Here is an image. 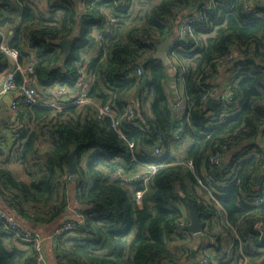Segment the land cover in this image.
<instances>
[{"label": "trees", "instance_id": "trees-1", "mask_svg": "<svg viewBox=\"0 0 264 264\" xmlns=\"http://www.w3.org/2000/svg\"><path fill=\"white\" fill-rule=\"evenodd\" d=\"M208 1L0 0V31L10 37L18 62L25 68L32 64L41 92L74 87L85 65L89 98L110 104L119 120L116 127L112 118L98 119L94 105L70 100L62 110L43 104L0 111V197L8 208L36 227L54 224L68 212L75 184L83 222L52 237L53 264H200L190 251L194 240L181 226L190 221L189 204L201 211L202 234L214 241L218 264H264V237L255 230L259 221L264 228V201L254 195L264 187V0H215L201 10L204 18L194 24V36L176 42L186 66V111L178 119L167 66L154 57L155 45L170 37L176 22ZM139 35L150 42L141 43ZM63 39L71 41L68 52L59 45ZM87 50L95 53L86 65ZM10 64L0 51V75ZM15 81L21 85L23 75L17 72ZM214 88L208 107L205 96ZM225 91L238 101H223L218 92ZM133 94L138 108L131 116L127 97ZM188 113L190 123L175 139ZM40 139L48 146L39 147ZM3 141L11 142L8 148ZM223 145L230 157L212 165L208 158ZM71 152L75 175L68 170ZM135 158L162 165L148 183L142 207L135 192L145 189L144 182L127 184L112 175L137 170ZM187 160L194 162L195 174L182 164ZM10 161L24 167L28 180L13 175ZM207 174L225 218L197 193L198 179ZM34 263V247L0 224V264Z\"/></svg>", "mask_w": 264, "mask_h": 264}, {"label": "built area", "instance_id": "built-area-1", "mask_svg": "<svg viewBox=\"0 0 264 264\" xmlns=\"http://www.w3.org/2000/svg\"><path fill=\"white\" fill-rule=\"evenodd\" d=\"M215 0H209L205 4L201 5L196 11L191 15L185 16L179 24V31L182 35L183 39L186 37L194 36V24L204 17L202 15L203 11H207L210 8V4ZM253 8L252 1H248L246 5V11H251ZM112 22H115V18H111ZM2 35V40L0 43V51L5 54L8 58L13 57L16 53L14 49L9 46V36L0 31ZM139 41L141 43H149V39L145 35H139ZM176 42L169 46L167 50V56L170 62L171 67L175 71L176 80L182 82L184 80V76L186 74V66L180 60L179 55L176 51L175 47ZM157 46V45H155ZM194 49V48H192ZM191 49V50H192ZM232 57V56H231ZM19 72L23 75V83L21 85H17L15 81V75ZM143 72V66L139 65L136 67V73L141 75ZM34 74V68L32 64L27 68H22L20 65L16 68V70L9 72L4 79L0 82V100L6 94L13 93L14 97L11 101L10 108L11 110H18L22 105H43L47 104L56 108L58 110H62L65 106V99L63 93L55 92V96L52 101H43L42 94L39 91V87L33 83L32 75ZM91 77L87 75L85 65L81 66L78 69V77L73 87V97L70 101L72 104L78 106L85 105H94L96 116L98 119L101 118H112L114 121V126H119V120L115 119V111L111 107L110 104H96L94 103L88 96V88L90 86ZM216 89H212V91L205 96V101L207 102L208 98L214 96L216 93ZM220 98L229 104H234L238 100L236 99L235 93L232 91H225L222 93L218 92ZM138 108V100L137 97L133 94L127 97V112L129 115H134L136 109ZM190 123V114L188 113L185 118L178 123L177 131L174 133L175 139L180 138L181 132L184 131L185 124ZM130 147H133V144H130ZM160 152V147L155 148V153L158 154ZM229 152L228 145H223L220 147L215 153H213L209 158V162L212 165L221 166L226 163L227 153ZM138 169L132 170L127 173H123L121 170L113 173V176H120L127 184L132 183L135 180H142L144 182L145 189H141L135 192V202L137 205H143L144 194L147 189L148 183L152 180V178L157 173L158 169L162 166L161 164L151 163L146 161H141L135 158ZM185 167L191 171L192 173H196V166L192 160H187L182 162ZM199 186L197 187V193L202 200H209L211 203H215L218 208V215L222 218H225V212L221 208L216 195L213 191V188L210 185H207L206 182L210 183L211 177L210 175H205V178H199ZM255 197L256 201L263 202L264 201V187L261 189L260 187L255 188ZM75 219L68 220L57 225L53 231V237L61 236L65 233L76 230L83 222V216L77 211H74ZM185 222V221H184ZM181 223L183 227V235L188 236L190 239L196 238L199 233H189L185 230V225L187 223ZM0 224L3 225L4 229L7 233L13 235L16 238H19L25 243H30L35 250V263L34 264H51L48 258L47 251L45 249V241L46 238L43 234L37 229L30 228L25 226L20 221V217L17 213L8 208L4 207L0 203ZM181 229V228H180ZM255 230L259 232L261 237H264V228L262 223L259 221L255 224ZM213 240L206 242L205 246L200 247L198 250V263L200 264H218L213 257L212 245ZM244 260V259H243ZM246 261V260H245ZM245 262L243 261L242 264Z\"/></svg>", "mask_w": 264, "mask_h": 264}, {"label": "crops", "instance_id": "crops-1", "mask_svg": "<svg viewBox=\"0 0 264 264\" xmlns=\"http://www.w3.org/2000/svg\"><path fill=\"white\" fill-rule=\"evenodd\" d=\"M184 18V17H183ZM181 18V19H183ZM181 19H179L176 24L174 25V28H173V31L170 35V37L172 38L173 41L177 42L179 40H182L183 37L182 35L180 34V31H179V23L181 21ZM94 50H87V52L84 54L85 55V63L87 65L88 61L90 60V58L94 55ZM34 56L31 55V61H34ZM10 60V66L7 68V70L0 75V82L4 79V77L9 73V72H12L14 70H16V68L20 65L22 68L25 69V67H23L19 62H18V52L16 51V53L13 55V57L9 58ZM181 83V86L178 89V92H180L181 95V98L178 97L179 94H175L171 88V91H172V94H173V97L171 98V103L173 105V109L175 111V114H176V118H180L182 117V115L185 113L186 111V100L184 98V86ZM90 84H91V80H90ZM55 89H51L50 87L49 88H46L45 91L41 92V90L39 89L40 93L44 94V95H48V98L47 99H44L45 101H52L54 96H55V92H60V93H63V96H64V99L66 100L64 103H66L68 100H71L72 97H73V87H67V86H55L54 87ZM14 94L13 93H9V94H6L4 96H7V99H3V104L0 103V111L2 110V107L5 106V110L6 109H9L11 110L10 108V104L8 103V100H10V97L8 96H13ZM2 114H0V117H1ZM6 133L7 135L9 136L10 135V131L6 129ZM3 144L5 143L4 141L2 142ZM9 144H11V142L9 141L8 143H5L4 146L6 148L9 147ZM6 153H9L10 154V150ZM230 157V153H227V158ZM14 163V164H13ZM13 163H9L8 165L10 166V170L12 171L13 175L15 177H17L18 179H22V180H28V176L25 172V169L24 167L18 163V162H15L13 161ZM18 175H16V174ZM72 183H74V181H72ZM74 185L73 184L71 187H70V195L72 197V200H71V204H70V208L68 210V212L64 215V216H67L68 219L70 220H73L75 219V216H74V211L79 207V204L77 202V200L75 199V189H74ZM0 203L4 206V207H8L7 204L5 203V201H3L0 197ZM20 221H21V218H20ZM64 221V218L60 219L58 222L52 224V223H49V224H43V225H40V226H37V227H34L35 225L31 224L30 222L25 225V226H28L30 228H34V229H37L38 231H40L43 236L46 238V241H45V246H46V251H47V254H48V258H49V261L51 262V264H53V258H52V250H51V239H52V235H53V231L55 229V227L57 225H59L60 223H62ZM22 222V221H21ZM203 233V232H202ZM202 233H199L198 236H196V238H194V244H192L190 246V251H191V254H192V251L193 249H195L197 247V244H199V246L197 247V250H196V255L195 257H192L193 259H195L196 262H198V250L200 247H203L205 246L206 242H208L209 240H207V237L203 236ZM202 234V235H200ZM213 248V247H212ZM213 251V257L215 255V249L213 248L212 249ZM216 258V256H215ZM214 258V259H215ZM216 260V259H215ZM216 262L218 263V261L216 260ZM179 264H184V262H179Z\"/></svg>", "mask_w": 264, "mask_h": 264}, {"label": "water", "instance_id": "water-1", "mask_svg": "<svg viewBox=\"0 0 264 264\" xmlns=\"http://www.w3.org/2000/svg\"><path fill=\"white\" fill-rule=\"evenodd\" d=\"M172 43H173V40L171 37H166L165 39L161 40L156 46L154 57L162 60L164 62V64L167 66L168 74H169V78H170V86H171L173 92L175 94H178L176 74H175V71L173 70V68L171 67L168 56H167V50ZM59 45L66 52H68L71 48V41L69 39H63L59 42ZM141 90H142V87L137 88V90H136L137 95L140 94ZM8 97H10V100H8V103L11 104V101H12L14 95L8 96ZM3 99L4 100L7 99V96H4ZM214 101H215L214 96H211L208 98L206 105L208 107H211L214 104ZM68 170H69L70 175L77 174L78 169H77V165H76V161H75V153L74 152H71V154L68 156ZM255 178H256L257 183L260 182V178L258 176H255ZM189 208H190V221H189V223H187L185 225V230L189 233H195V234L202 233L206 228V223L202 219L201 211L194 204H189ZM68 218H67V216H64V221H68L69 220ZM21 221L25 225H27L29 223V221L26 219L21 218ZM34 227H36V226H34ZM198 246H199V244H197V247ZM197 247L195 249H193L192 257H195Z\"/></svg>", "mask_w": 264, "mask_h": 264}, {"label": "rangeland", "instance_id": "rangeland-1", "mask_svg": "<svg viewBox=\"0 0 264 264\" xmlns=\"http://www.w3.org/2000/svg\"><path fill=\"white\" fill-rule=\"evenodd\" d=\"M181 86V85H180ZM178 97H180L181 98V95L182 94H180V92H178ZM41 146V148L43 149V148H45V147H47L48 146V142L46 141V140H44V139H40V141H39V147ZM10 163H13V161H10ZM14 164V163H13ZM8 167L10 168V166L8 165ZM16 174V173H15ZM17 175V174H16ZM18 176V175H17Z\"/></svg>", "mask_w": 264, "mask_h": 264}, {"label": "clouds", "instance_id": "clouds-1", "mask_svg": "<svg viewBox=\"0 0 264 264\" xmlns=\"http://www.w3.org/2000/svg\"><path fill=\"white\" fill-rule=\"evenodd\" d=\"M181 21H182V20H181ZM181 21H180V22H181ZM179 24H180V23H179ZM69 220H70V219H69ZM188 223H189V222H188Z\"/></svg>", "mask_w": 264, "mask_h": 264}]
</instances>
